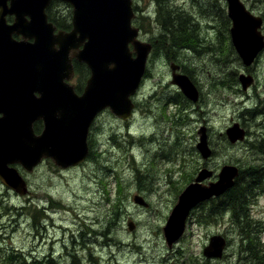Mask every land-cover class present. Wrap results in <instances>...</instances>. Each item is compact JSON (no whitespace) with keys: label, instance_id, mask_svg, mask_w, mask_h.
Listing matches in <instances>:
<instances>
[{"label":"rangeland","instance_id":"obj_1","mask_svg":"<svg viewBox=\"0 0 264 264\" xmlns=\"http://www.w3.org/2000/svg\"><path fill=\"white\" fill-rule=\"evenodd\" d=\"M135 1L139 13L148 14L139 40L151 51L132 117L122 121L108 110L100 113L88 134L90 154L76 167L59 170L42 163L28 173L13 165L28 193L18 196L0 182V264L10 251L37 260L50 254L57 264H264V192L239 219L215 198L197 205L170 248L162 230L200 170L212 172L207 185L225 165L264 169V109H257L264 96V50L251 66L242 64L230 43L225 0L168 2L169 10L182 14L174 15L179 22L189 25L190 18L196 27L197 43L188 49L176 48L165 36L160 19V26L155 21V0ZM241 2L262 18L264 35V0ZM54 5L52 13L70 25V6ZM171 64L195 85L197 103L171 83ZM240 74L253 78L246 91ZM70 83L77 86L75 75ZM234 123L245 139L230 144L225 131ZM202 127L212 151L208 160L196 150ZM134 196L143 203H135ZM214 235L222 236L226 247L219 260H207L203 248ZM251 240L255 249L249 248Z\"/></svg>","mask_w":264,"mask_h":264},{"label":"water","instance_id":"obj_2","mask_svg":"<svg viewBox=\"0 0 264 264\" xmlns=\"http://www.w3.org/2000/svg\"><path fill=\"white\" fill-rule=\"evenodd\" d=\"M51 1L0 0V182L18 196L26 195L28 189L13 165L28 173L46 159L60 169L78 166L88 157L87 138L99 113L108 110L122 121L132 117L133 98L151 51L131 26V0H56L72 9L67 32H57L48 22L45 10ZM225 2L231 45L249 67L264 50L262 18L241 0ZM7 16L13 18L11 23ZM73 60L89 70L80 95L70 84ZM170 69L171 83L196 103L198 91L192 81L177 73V66L171 64ZM238 82L246 91L253 78L240 74ZM38 121L43 129L36 135L33 125ZM225 135L230 144L245 139V131L237 123ZM196 150L203 160L212 155L203 127L198 131ZM238 173L235 166H222L217 180L204 185L212 172H198L178 196L162 229L167 247L182 236L190 212L223 195ZM133 201L143 203L138 196ZM127 226L132 231L133 224ZM225 246V239L214 235L203 248V256L219 259Z\"/></svg>","mask_w":264,"mask_h":264},{"label":"trees","instance_id":"obj_3","mask_svg":"<svg viewBox=\"0 0 264 264\" xmlns=\"http://www.w3.org/2000/svg\"><path fill=\"white\" fill-rule=\"evenodd\" d=\"M47 18L48 21L51 22L55 27L61 30H67L71 27V25L67 24L68 18L62 16L59 13H52L47 11ZM180 15L179 12H173V10H169L167 8L166 12H160L159 17L161 21V25L164 29L165 36H172V43L176 48H193V46L197 43L198 37L196 32V27L193 24V21L188 18V21L191 22L187 25L184 23L179 22L180 18H176L174 15ZM182 16V14H181ZM264 16V15H263ZM227 22V27L229 26V21ZM163 42H168L167 38H164ZM74 73L75 79L77 82V86H75V90L78 92L81 87V81L86 78L88 74V69L84 64L74 62ZM262 107L264 109V96L260 100L258 108ZM255 109V107L253 108ZM264 114V111H263ZM89 144V143H88ZM262 148V147H260ZM264 148V147H263ZM90 149V145H89ZM264 150L262 149L263 152ZM90 154V151H89ZM264 169L249 166L245 170L239 169V173L237 178L234 180L233 186L228 189L223 195L219 198H215L214 201L222 202V206H226L230 208L231 211L234 213L237 219L245 217L247 212V206L250 205L254 197L264 192ZM242 213V215H239ZM245 235H249L250 232L243 231ZM250 249H255L253 246V242H249ZM4 264H57L51 255H47L43 257L42 260H37L35 257L30 258L26 256H22L19 253H15L14 251H10L6 254V258L3 261ZM76 264V263H73ZM91 264H95L91 261Z\"/></svg>","mask_w":264,"mask_h":264},{"label":"flooded vegetation","instance_id":"obj_4","mask_svg":"<svg viewBox=\"0 0 264 264\" xmlns=\"http://www.w3.org/2000/svg\"><path fill=\"white\" fill-rule=\"evenodd\" d=\"M156 1V5H157V11H156V13H155V21L159 24V26H160V22H159V19H160V17H159V13L160 12H166L167 11V8L169 7V4H168V2L170 1V0H155ZM172 1V0H171ZM55 3H58V4H61V3H63V2H59V1H56V0H53V1H51L50 2V4L48 5V7L46 8V10H45V12H47V11H49V12H52V10H53V8L55 7ZM133 3H134V5H133ZM69 5V4H68ZM70 6V5H69ZM131 6H132V12H133V17H132V19H131V26L133 27V28H135V29H137V31H138V34H137V39L139 40V36L141 35V33H142V31H144V27H146V18H148V14L145 16V17H143L140 13H139V5L136 3V1L135 0H131ZM134 7V8H133ZM70 9H71V7H70ZM61 10V9H60ZM134 10H136L137 11V13H138V16L136 17L135 16V13H134ZM59 11V10H58ZM70 12H71V16H72V9L70 10ZM46 16H47V14H46ZM7 17H9V16H7ZM159 17V18H158ZM7 19V18H6ZM161 20V19H160ZM136 21H137V23H138V25H136ZM134 23V24H133ZM71 29V27L69 28V29H67V30H61V29H59V28H57L56 27V31L58 32V31H62V32H67V31H69ZM143 29V30H142ZM209 29V28H208ZM207 31V30H206ZM57 32H55V33H57ZM228 34H229V29H228ZM16 40H19L20 38L19 37H17V38H15ZM229 39H230V35H229ZM169 40H172V36H169ZM140 41V40H139ZM148 44V43H147ZM171 44L172 45H174L173 43H172V41H171ZM150 45V44H149ZM151 46V45H150ZM233 48V47H232ZM74 62L75 61H73V65H74ZM171 66V65H170ZM175 66H177V65H175ZM178 67V66H177ZM178 70H179V67H178ZM177 70V71H178ZM178 73V72H177ZM36 123H38L39 125H38V127H36L35 128V131H36V135H38V134H40V132L42 131V129H43V125H42V122L41 121H38V122H36ZM34 125H35V123H34ZM34 125H33V129H34ZM40 130V132L39 133H37V131H39ZM34 131V132H35ZM42 163H52L50 160H43V162ZM41 163V164H42ZM53 164V163H52ZM56 167V166H55ZM57 169H59V170H62V169H60V168H58V167H56ZM69 169V168H68ZM65 170H67V169H65ZM205 259H207V258H205ZM220 259V258H219ZM218 259V260H219ZM207 260H213V259H207Z\"/></svg>","mask_w":264,"mask_h":264}]
</instances>
